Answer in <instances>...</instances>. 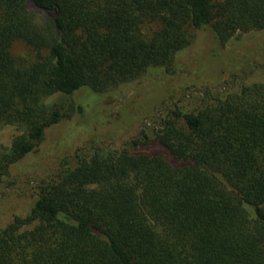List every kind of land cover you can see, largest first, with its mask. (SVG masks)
<instances>
[{
	"label": "trees",
	"instance_id": "trees-1",
	"mask_svg": "<svg viewBox=\"0 0 264 264\" xmlns=\"http://www.w3.org/2000/svg\"><path fill=\"white\" fill-rule=\"evenodd\" d=\"M263 29L264 0H0V127L21 131L0 185L82 109L50 96L171 74L195 31L223 46ZM76 157L0 229V264H264V82L174 104L121 150Z\"/></svg>",
	"mask_w": 264,
	"mask_h": 264
},
{
	"label": "rangeland",
	"instance_id": "rangeland-1",
	"mask_svg": "<svg viewBox=\"0 0 264 264\" xmlns=\"http://www.w3.org/2000/svg\"><path fill=\"white\" fill-rule=\"evenodd\" d=\"M11 53L23 63L32 58L30 48L20 41L12 44ZM178 56L171 74L150 71L101 94L83 88L72 98H47L48 105L62 106L66 113L71 99L82 109L47 129L40 145L10 169L0 185V229L14 216L29 212L38 184L64 168V161L72 164L76 156L95 149L121 150L142 128L150 131L174 104L189 109L206 92L215 95L241 83L264 82V29L236 33L223 46L209 31H195ZM19 133L15 126L0 127V153Z\"/></svg>",
	"mask_w": 264,
	"mask_h": 264
}]
</instances>
